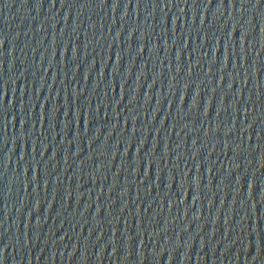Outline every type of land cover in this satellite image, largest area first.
I'll list each match as a JSON object with an SVG mask.
<instances>
[{
    "label": "water",
    "instance_id": "obj_1",
    "mask_svg": "<svg viewBox=\"0 0 264 264\" xmlns=\"http://www.w3.org/2000/svg\"><path fill=\"white\" fill-rule=\"evenodd\" d=\"M0 264H264V0H0Z\"/></svg>",
    "mask_w": 264,
    "mask_h": 264
}]
</instances>
